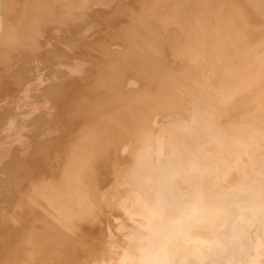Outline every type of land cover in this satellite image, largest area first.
<instances>
[{"label":"bare ground","instance_id":"6f19581e","mask_svg":"<svg viewBox=\"0 0 264 264\" xmlns=\"http://www.w3.org/2000/svg\"><path fill=\"white\" fill-rule=\"evenodd\" d=\"M0 264H264V0H0Z\"/></svg>","mask_w":264,"mask_h":264}]
</instances>
